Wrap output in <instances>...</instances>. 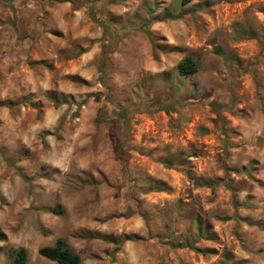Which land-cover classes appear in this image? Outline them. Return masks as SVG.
<instances>
[{
    "label": "clouds",
    "instance_id": "1",
    "mask_svg": "<svg viewBox=\"0 0 264 264\" xmlns=\"http://www.w3.org/2000/svg\"><path fill=\"white\" fill-rule=\"evenodd\" d=\"M0 264H264V0H0Z\"/></svg>",
    "mask_w": 264,
    "mask_h": 264
}]
</instances>
